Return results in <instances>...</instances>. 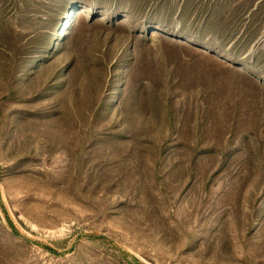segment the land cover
Masks as SVG:
<instances>
[{
    "label": "rangeland",
    "instance_id": "374dc122",
    "mask_svg": "<svg viewBox=\"0 0 264 264\" xmlns=\"http://www.w3.org/2000/svg\"><path fill=\"white\" fill-rule=\"evenodd\" d=\"M0 264H264V0H0Z\"/></svg>",
    "mask_w": 264,
    "mask_h": 264
}]
</instances>
